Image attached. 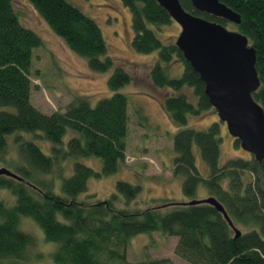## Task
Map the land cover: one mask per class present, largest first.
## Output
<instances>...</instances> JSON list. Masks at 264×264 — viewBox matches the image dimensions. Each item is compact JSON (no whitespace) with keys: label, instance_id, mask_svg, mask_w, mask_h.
<instances>
[{"label":"trees","instance_id":"16d2710c","mask_svg":"<svg viewBox=\"0 0 264 264\" xmlns=\"http://www.w3.org/2000/svg\"><path fill=\"white\" fill-rule=\"evenodd\" d=\"M118 1L130 13L134 33L130 48L141 55L156 53L141 79L145 78L148 92L156 91L152 96L177 128L172 139V177L181 179L183 195L190 201L199 200L195 194L202 184L207 198L223 207L240 236L235 237L223 215L207 204L166 201L145 209L131 208L142 189L125 181H117L104 201L90 202L91 195L79 201L89 179L109 177L123 168L129 108L127 96L118 91L131 78L136 83V78L127 62L107 55L99 26L75 5L67 0H24L71 53L86 61L89 71L111 72L107 79L110 97L92 106L86 97L75 96L63 111L40 112L30 103L31 64L43 40L23 25L13 0H0V154H8L9 142L14 153L8 161L2 160L12 171L1 167L18 177L0 176V264H25L33 239L20 230L21 218L31 219L44 240L56 245L51 255L54 264H127L129 240L155 232L177 238L175 254L187 264H264V161L258 164L251 155L220 164L225 127L209 104L203 82L175 42L158 37V30L172 19L155 0ZM219 1L240 15L241 24L234 27L255 50L260 87L252 96L264 112V0ZM179 2L190 14L228 24L195 12L190 0ZM175 60L182 65L178 78L169 76ZM211 109L216 122L204 130L186 127L190 116L199 117ZM39 140L50 144L49 154L36 144ZM233 146L238 147L239 141L233 139ZM195 152L208 169L205 179L196 167ZM91 157L101 161L99 172L80 162ZM70 160V172L64 175ZM40 175L50 179L42 181ZM55 179L61 180L62 195L54 192ZM138 264L172 263L154 259Z\"/></svg>","mask_w":264,"mask_h":264},{"label":"rangeland","instance_id":"374dc122","mask_svg":"<svg viewBox=\"0 0 264 264\" xmlns=\"http://www.w3.org/2000/svg\"><path fill=\"white\" fill-rule=\"evenodd\" d=\"M67 1L96 22L107 46V55L114 58L116 62H127L129 70L136 78L134 81L136 83H133L131 78V82L118 91L127 96V109L129 108L127 148L123 168L109 177L89 179L86 192L81 194L78 200H85L91 195L93 198L89 199L90 202L104 201L114 192V185L117 181H125L142 189L138 201L131 208L145 209L162 205L166 201L189 202L190 199L183 195L181 179L172 177L171 173L175 157L172 139L177 128L163 112L155 96H152L153 93L156 94V91L152 93L154 90L152 89L148 92L150 90L145 84V78L141 79L156 60V53L141 55L130 48L134 37L131 17L129 11L118 0ZM13 4L17 6L23 25L35 30L43 40V47L35 51L31 64L33 86L31 105L44 114H51L63 111L75 96L86 97L94 106L100 99L112 95L107 87L110 71L105 74L89 71L86 61L71 53L62 40L57 39L58 37L54 36L51 29L42 22L40 16L30 11L24 0H13ZM224 27L229 31H236L234 25L230 23ZM180 31V27L172 21L168 26H162L158 30V37L163 42L174 43ZM181 68V63L175 60L171 65L169 76L180 77ZM213 122H216V114L211 109L203 112L199 117L190 116L186 127L193 130H204ZM221 124L222 128L225 127V124ZM225 130H220L222 138L220 164L232 158L251 157L239 146H233V138ZM36 144L45 154H49L50 144L48 142L39 140ZM7 148L9 149L8 154H0V168L6 167L12 171L11 165L2 161L3 158L8 161V158L14 156L11 142ZM195 157L199 174L202 178H207L209 172L200 154L195 152ZM72 162L73 160H70V163L65 164L64 175L70 172ZM80 162L96 172L101 169V161L97 158H85ZM39 177L45 182L50 179L48 175ZM54 192L62 195L60 179L54 180ZM195 197L199 200L207 198V192L202 184L199 185ZM21 219L19 221L20 230L33 239L26 249L24 263L54 264L51 255L56 245L44 240L42 231L31 219ZM176 244L177 238L164 237L156 232L137 235L128 242L127 264H138L154 259H168L172 264H187L175 254Z\"/></svg>","mask_w":264,"mask_h":264},{"label":"water","instance_id":"95a60500","mask_svg":"<svg viewBox=\"0 0 264 264\" xmlns=\"http://www.w3.org/2000/svg\"><path fill=\"white\" fill-rule=\"evenodd\" d=\"M181 29L175 46L204 84L209 104L225 124L227 133L239 141L241 150L261 164L264 161V112L253 99L260 87L255 69V50L246 36L223 25L187 12L179 0H155ZM195 12L210 15L234 26L241 17L219 0H190ZM0 176L18 178L6 168ZM189 205L207 204L223 215L235 229L223 207L212 197L193 200Z\"/></svg>","mask_w":264,"mask_h":264}]
</instances>
